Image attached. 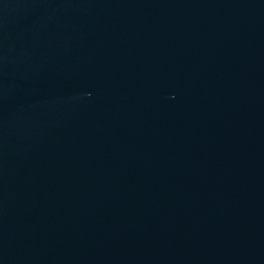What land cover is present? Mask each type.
I'll use <instances>...</instances> for the list:
<instances>
[{
	"label": "water",
	"instance_id": "obj_1",
	"mask_svg": "<svg viewBox=\"0 0 264 264\" xmlns=\"http://www.w3.org/2000/svg\"><path fill=\"white\" fill-rule=\"evenodd\" d=\"M0 264H264V0H0Z\"/></svg>",
	"mask_w": 264,
	"mask_h": 264
}]
</instances>
